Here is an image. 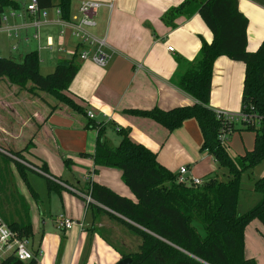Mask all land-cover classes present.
I'll use <instances>...</instances> for the list:
<instances>
[{
    "label": "trees",
    "instance_id": "trees-1",
    "mask_svg": "<svg viewBox=\"0 0 264 264\" xmlns=\"http://www.w3.org/2000/svg\"><path fill=\"white\" fill-rule=\"evenodd\" d=\"M36 1L39 10L55 9L61 20L71 19L74 0ZM237 4L238 0H184L171 8L166 14L171 23L197 14L212 35L211 42H202L197 59L178 77L177 86L195 103L170 110L154 107L126 111L152 120L168 132L194 119L202 135L201 150L227 170L226 183L210 175L198 186L178 184L176 176L157 161L156 153L134 143L124 130L118 131L121 139L113 146L106 138L111 125L89 119L69 90L78 72L73 59L58 62L50 74L41 75L37 52L26 53L21 62L0 57V82L6 79L8 87L17 88L18 94L26 93L33 98L40 94L51 96L58 103L50 107L51 114L61 106L85 119L83 130L96 131L94 153L90 156L93 173L98 174L101 169L118 170L135 200L119 196L96 182L87 184L83 193L90 190L93 203L88 208L93 221L104 214L138 236L140 245L136 252L125 255L117 251L121 259L129 257L131 264H256L254 259L245 257L244 231L253 221L264 226V175L253 188L260 196L259 202L242 215L237 213V204L241 175L251 172L264 159V40L256 52L247 51L248 20L239 12ZM7 7L18 8L12 0H0V21ZM219 57L244 64L242 111L251 108L260 118L252 150L238 158L230 156L220 139L235 132L234 122L218 117L209 107L213 64ZM244 125L248 130L254 129L252 124ZM33 145L31 138L18 150L0 146V162L5 164V169L0 167V215L18 238L27 240L31 235L29 209L15 188H9V164H14L25 182L26 170L37 173L35 168L45 177L49 193L62 189L46 177L52 175L45 162L33 164L24 156ZM63 163L69 168L71 162L64 159ZM38 252H33L28 264H37ZM16 262L13 256H7L0 264Z\"/></svg>",
    "mask_w": 264,
    "mask_h": 264
},
{
    "label": "crops",
    "instance_id": "crops-1",
    "mask_svg": "<svg viewBox=\"0 0 264 264\" xmlns=\"http://www.w3.org/2000/svg\"><path fill=\"white\" fill-rule=\"evenodd\" d=\"M12 1L18 8L7 7L1 16L0 57L22 59L26 53L37 52L39 70L47 71H53L58 62L73 59L78 72L69 90L76 104L85 112L92 113L95 121L111 125L106 138L113 146L121 139L118 131L124 130L134 143L156 153L157 161L175 176L182 167L187 169V177L202 181L213 174V166L217 163L211 155L201 150L202 135L194 119L186 120L173 132H168L152 120L126 113L127 110H150L154 107L170 110L195 103L177 86V81L186 66L197 59L202 42L210 43L212 35L197 14L190 18H177L171 23L166 14L184 0H95L112 5L111 9L103 7L97 11L94 17L96 27L90 31L96 38L106 41L104 52L110 55V61L105 68L78 58V53L85 47L77 48L79 42L71 36V31L59 25L57 10H47L45 17L31 15L26 12L24 3ZM81 1L72 2L71 18L78 17ZM237 6L248 20L247 51L256 52L264 40V0H238ZM48 43L52 45L50 48ZM168 48L174 52H169ZM244 73L245 66L240 62L227 57L215 60L209 100V107L213 111L232 115L242 111ZM11 89L18 94L17 88ZM34 99L46 103L44 96ZM45 113L43 118L38 115V121H31L30 125L35 126L29 127V134H33L34 128H40V131L59 140L69 154L87 155L74 158L70 163L73 166L67 168L69 171L79 170L77 177H71L70 184L56 177L49 169L52 175L49 179L65 191L63 194L56 193L59 202L55 204L52 220L58 215L75 221L85 220L90 212V221L88 218L82 232L73 228L69 232H60L62 235L57 236L55 232L48 235L45 242L47 248L43 240L36 247L31 244L32 252L45 250L44 257L37 264H116L120 255L103 237L102 219L98 217L93 221L84 199L66 186L83 193L87 185L85 177L91 174L92 182L130 199L125 185H118L120 172L101 169L94 174L90 156L94 153L96 131L92 130V135L89 130L82 129L83 124L75 128L70 120L57 121L59 113H63L61 109L52 114ZM82 140L88 141L81 144ZM88 142L92 143L90 149L87 148ZM224 143L228 144L227 137ZM3 145L6 144L0 141V146ZM4 147L10 148L7 145ZM29 150L24 153L25 157L31 155ZM77 163L79 167L75 166ZM110 170L114 172L113 182L116 186L108 182ZM9 182V188L13 189L12 181Z\"/></svg>",
    "mask_w": 264,
    "mask_h": 264
},
{
    "label": "rangeland",
    "instance_id": "rangeland-1",
    "mask_svg": "<svg viewBox=\"0 0 264 264\" xmlns=\"http://www.w3.org/2000/svg\"><path fill=\"white\" fill-rule=\"evenodd\" d=\"M93 29H90V31ZM21 60V58L17 57L14 59L16 62H21ZM51 72L52 71H47L46 69L40 70L41 75H47ZM7 85L6 79L0 82V141H3L12 149H19L23 148L32 138L35 147L30 148L29 151L31 155L27 154L26 159L33 164L39 165L45 162L56 177L70 184L72 182L71 177H77L78 175L76 172H79V170L69 171L63 163V160L70 159V162H72V160L74 161V158H80L82 156L79 154L74 155V153L69 154L66 149L61 146V142L59 140L56 141L53 136H49L48 133H44L43 130L40 131V128H34L33 134H29V127L35 126L30 125L31 121H38L39 117L43 118L45 112V114L50 112V107L58 105L57 101L47 94H40L39 97L44 96L46 101V103L42 104L40 101H36L35 99L32 100V97L25 95L24 93L16 94V91L14 89L9 90ZM60 109L63 113H59L57 121L70 120L74 123L75 128H78V126L82 125L85 121V119L77 113L71 112L61 106ZM33 117H35V119H33ZM234 128L235 132L227 136L228 144H226V146L230 156L238 158L244 156L247 152L252 150L256 133H258L257 131L259 130V125L256 124L253 130H248L240 120H234ZM17 132H19V134L15 137L14 134ZM89 132H92V135L94 133L92 130H89ZM87 141L88 140L83 142L82 140L81 144H84ZM88 143L89 145L87 148L90 149L92 143ZM70 166L72 167L73 165ZM75 166L79 167L78 163ZM0 167L5 169L3 161L0 162ZM213 167L214 169L212 171V175H216L220 182L226 183L229 180L227 170L219 167L218 164H214ZM9 169L12 184L29 209L31 235L28 240L26 239L28 241V249L31 250V244H34L36 247V245H38L42 240L44 241V247L47 248L48 245L45 242H47L46 238L48 235L53 234L54 232L57 236L62 235V233L55 229L52 216L56 209L55 204L59 202L57 194H63L65 191L61 189L58 193H49L46 188L45 177L31 170H26L27 182H25L16 170L14 164H9ZM115 172L118 173L116 170ZM109 173H111L108 179L109 184L116 186L113 182L114 172L110 170ZM263 175L264 159L258 163L251 170V172L243 173L241 175L240 192L237 204V213L239 215L248 212L259 202L260 196L253 191V188L255 182ZM118 180V185L124 187L120 174L118 176ZM117 190L120 192L119 189ZM126 191L128 196H131L130 199L134 201L135 199L133 195L127 189ZM99 217L102 219L101 224H103L101 233L113 248L125 255L138 250L140 245L138 236L127 228H124L116 222L108 219V217L104 214H100ZM88 218L90 221V212H88L86 219L84 220L85 226L88 224ZM58 247L57 241V251ZM244 249L245 257L254 259L256 264H264V226L257 221L250 223L244 231ZM44 251H41L40 249L38 252L36 258L38 263L39 259L41 260L44 257ZM7 256L8 255L6 254H0V259H4ZM25 264H28V262Z\"/></svg>",
    "mask_w": 264,
    "mask_h": 264
},
{
    "label": "built area",
    "instance_id": "built-area-1",
    "mask_svg": "<svg viewBox=\"0 0 264 264\" xmlns=\"http://www.w3.org/2000/svg\"><path fill=\"white\" fill-rule=\"evenodd\" d=\"M25 4L26 12L31 15H38L45 17L46 11L39 10L36 0H18ZM103 7L112 8L109 3L95 1V0H82L78 7V17H73L68 21L59 19L58 23L63 29H69L71 31V36L78 40L77 48L83 46L78 53V58L81 61H90L92 64L99 68H105L109 61L110 55L104 52V48L107 47L105 39L96 38L90 29L96 27V21L94 19L97 11ZM59 15V12L57 11ZM36 38V36H35ZM52 45L48 43L50 48ZM168 51L173 53L172 48H168ZM218 117H222L227 121L234 122V120H240L242 124H252L255 126L259 124L260 118L253 113L250 108L248 111H241L237 115H232L225 112H215ZM87 117L89 119H94L92 113L87 112ZM221 141L225 140V136L220 138ZM37 173H40L36 169ZM93 174V173H92ZM187 169L182 167L179 169L176 175V181L178 184L194 185L198 186L202 184V180L187 177ZM92 175L85 177L87 184H90ZM66 188L74 194L81 196L86 206L93 203L90 197V190L88 193H80L79 191L66 186ZM55 229L59 232H67L73 228H78L80 232L84 231L85 225L84 220H71L63 215H58L53 220ZM0 254H6L8 256H13L17 261L25 264L33 259V252L28 249V241L24 238H18L17 234L13 232L7 224L0 217Z\"/></svg>",
    "mask_w": 264,
    "mask_h": 264
},
{
    "label": "water",
    "instance_id": "water-1",
    "mask_svg": "<svg viewBox=\"0 0 264 264\" xmlns=\"http://www.w3.org/2000/svg\"><path fill=\"white\" fill-rule=\"evenodd\" d=\"M34 171H36L35 168H33ZM47 178H50L49 176H46ZM106 210V209H105ZM108 211V210H107ZM16 264H23L19 261L16 262ZM116 264H131V259L129 257L120 259Z\"/></svg>",
    "mask_w": 264,
    "mask_h": 264
}]
</instances>
